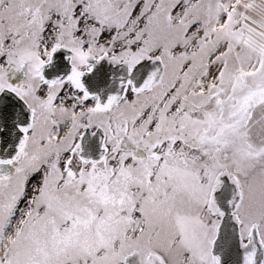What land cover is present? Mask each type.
I'll return each mask as SVG.
<instances>
[{"label": "snow or ice", "instance_id": "1", "mask_svg": "<svg viewBox=\"0 0 264 264\" xmlns=\"http://www.w3.org/2000/svg\"><path fill=\"white\" fill-rule=\"evenodd\" d=\"M0 264H264V0H0Z\"/></svg>", "mask_w": 264, "mask_h": 264}]
</instances>
